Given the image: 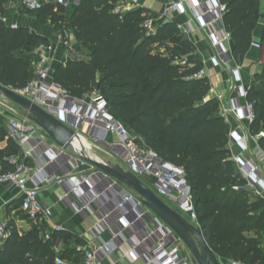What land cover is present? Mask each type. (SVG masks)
<instances>
[{"label": "trees", "instance_id": "1", "mask_svg": "<svg viewBox=\"0 0 264 264\" xmlns=\"http://www.w3.org/2000/svg\"><path fill=\"white\" fill-rule=\"evenodd\" d=\"M12 1L0 0V83L22 88L35 75L38 57L34 49L50 41L32 33L29 27L7 23L11 17L7 5ZM119 1L122 0H83L78 6L68 24L76 40L91 52L60 63L53 82L75 96L96 89L107 101L111 113L133 131L143 146L169 165L184 169L198 223L216 255L245 264H264L263 241L259 239L264 231V199L257 197L250 201L239 196L246 183L232 160L230 125L219 112V102L208 98L211 80L208 76L190 79L202 69L200 61L187 59L182 64L195 46L174 20L162 22L156 33H148L143 26L147 19L143 13L154 18L159 14L142 6L116 14L114 9ZM220 2L226 6L223 24L232 36V56L241 62L252 47L262 0ZM28 12L43 24L51 22L56 31L65 34L63 7L47 4L40 11ZM261 46L264 48V27ZM246 99L254 104L256 118L250 131L256 135L264 130L263 73L253 76ZM91 131L98 137L104 135L100 128ZM3 142L7 145L0 149V163L4 170H9L12 166L5 158L19 155L20 148L9 136L6 125L0 126V143ZM259 144L264 149V137ZM57 155L56 148H49L45 156ZM69 160L68 155L61 154L49 171L60 167L64 173H70ZM80 181L77 179L76 183ZM149 181L150 185L156 183L155 179ZM80 190L102 195L99 214L113 212L109 222L116 229L121 228L120 217L127 222L137 217L139 209L135 202L125 201L130 191L119 183L111 185L98 171ZM140 225L142 222H138L137 228ZM7 228L10 235L0 249V264H56L53 248L58 238H64L63 231H55L46 240L36 227L21 233L10 220ZM251 231L254 236L249 235ZM130 232L131 242L138 243L141 236ZM75 240L81 247L87 244L78 237ZM139 250L145 252L143 246ZM78 253L83 256L82 251ZM64 254L60 257L65 258Z\"/></svg>", "mask_w": 264, "mask_h": 264}, {"label": "built area", "instance_id": "2", "mask_svg": "<svg viewBox=\"0 0 264 264\" xmlns=\"http://www.w3.org/2000/svg\"><path fill=\"white\" fill-rule=\"evenodd\" d=\"M82 2L83 0H20L21 5L27 11H40L47 4L66 9L72 3L79 6ZM141 2L142 0L119 1L114 12L124 14L133 8L141 7ZM170 9L180 13L189 12L192 17V24L208 33V38L216 50L211 57L212 61L219 65H231L233 57L229 43L232 36L223 24L226 6L220 0H178L172 2ZM143 16L147 17L143 26L148 33H156L158 26L167 17L164 13L154 18L150 17L147 12H144ZM1 17L0 14V19ZM12 26L18 27L17 25ZM178 28L183 31L182 25L178 24ZM33 53L38 57L34 77L24 87L12 89L77 131L80 137L88 135L97 143L107 145L106 138L113 136L115 142L108 146V149L127 163L137 175L155 178L156 193L163 199L173 201L178 210L191 223L201 228L193 203L191 185L184 169L169 165L151 149H140L136 143L137 136L132 135L129 128L111 113L107 101L96 89L92 90L89 97L87 94L75 96L55 84L49 76L53 63L52 54L55 53L53 44L40 43ZM186 61L187 57L183 58L182 64H186ZM230 72L234 78L235 96L230 106L221 115L227 122H229V116L234 114L239 121H246L251 124L256 118L253 102L247 100L244 105L239 103V99L247 98L249 88L243 83L240 68L233 67ZM204 76H207L206 72L201 69L190 79ZM0 103L2 104L1 100ZM10 112L13 117L7 128L9 136L18 144L20 154L5 158L12 169L3 170L0 163V184L15 186L20 193L21 209L31 220L39 223L50 219L53 215L52 208L46 206L39 198L40 188L44 184L52 182H57L60 185L66 184L65 176L55 174L53 171L50 172L49 168L52 164H56L61 154L67 155V153L57 147L59 155L56 157L45 156L49 148H55L47 143L46 133L26 115L18 119L16 110L11 109ZM87 128H90L89 132ZM94 128H100L103 131V137L93 135L91 130ZM263 137L264 130L252 135L249 129L244 128L241 124L229 130V139L241 148L242 154H248L247 157H243L242 154H233V160L237 164L241 178L246 183L245 187L253 190L252 192L257 197L264 199V149L259 145V140ZM252 141L257 143L255 151H252L251 148ZM28 160L32 161V166L28 164ZM59 164L62 163L59 162ZM67 174L70 175L71 172ZM90 177L81 178L79 183L71 181L66 187V197L71 199L76 212L83 214L90 206H96L98 210L100 227L95 229V233L101 243L78 248L84 255L82 264H101L102 257L108 258L109 253L120 249L123 250L124 256L129 260L144 257L146 264H193V257L181 238L162 220L145 209L140 199L131 191L126 196L125 201L135 202L136 208L139 209L136 219L127 222L123 217H120L118 222L121 228L116 229L114 240L108 244L104 242L101 238L102 225L114 226L109 222L113 212L99 214L103 207L101 204L102 195L100 193L90 195L80 190L81 185ZM104 177L110 181L111 185L118 183L108 176ZM30 179H36L33 186L29 185ZM189 211H192L191 216L187 214ZM138 222H142V225L137 228ZM55 231L60 232L62 228L56 226ZM130 231L141 236L138 243L131 242ZM9 235L10 230L7 228V223H0V238L4 239ZM44 238L50 239L51 233L47 232ZM62 246L63 240L58 238L54 249L59 251ZM140 246L145 248V252L139 250ZM262 246L264 248V244ZM55 262L56 264H75L60 256L56 257ZM220 263L245 264L233 259H226Z\"/></svg>", "mask_w": 264, "mask_h": 264}, {"label": "crops", "instance_id": "3", "mask_svg": "<svg viewBox=\"0 0 264 264\" xmlns=\"http://www.w3.org/2000/svg\"><path fill=\"white\" fill-rule=\"evenodd\" d=\"M176 1L178 0H166L165 2H160L158 0H142L141 6L155 11L158 14L166 13V19L174 20L177 22V24L183 26L182 32L185 34L186 38L195 46L194 52H192L187 57V59L198 60L201 62L202 69L205 70L206 75L210 78L212 83V89L209 92L208 98L216 99L219 102V112L220 114H222L224 110L230 106V103L235 96L234 78L230 72L231 68H240V75L242 77L243 83L248 88L250 87L253 76L255 74H264V48L261 46V34L264 27V1L262 0L259 22L253 34V44L250 51L241 62H236L233 58L230 66L219 65L212 61L211 57L215 54L216 50L212 46L211 41L208 38V33L192 24V17L189 12L180 13L176 10L170 9V5L172 4V2ZM77 8L78 6L72 3L68 8L65 9V23L68 24L70 22ZM7 23L11 26L17 25L29 27L32 33L47 37L50 43L55 47V53L52 54V68H56L60 63H65L69 59L80 58L91 52L90 48L83 47V45L76 40L75 33L72 28H70L69 34L66 35V37H63V33L59 31L56 32L55 29L49 26V23L43 24L39 22L36 17L29 14H26L25 17L20 14H11V17L7 19ZM229 46L232 56V48L234 46L232 40L230 41ZM91 92L92 91L87 93V97L91 95ZM246 101L247 99L244 98L239 99V103L241 105H244ZM24 115L25 113L20 115V113L18 112L17 118H22ZM8 124L9 122L4 124L2 123L0 124V126L6 125L7 127ZM228 124L230 125V129H234L238 124H241L244 128H248L250 131V123L246 121H239L234 114H231L229 116ZM46 137L47 143L49 145H52L55 148L58 147L56 144H54V142L49 138L48 135H46ZM77 140L78 138L74 141V148L76 151ZM105 142L107 143V145H102L104 146V149L98 146V155H100L101 159H99V157H97V159L103 161H112L114 164L119 163L125 169L129 170L130 166L127 163L123 162L110 149H108V146L115 142V138L113 136H108ZM6 145V142L0 143V149L5 148ZM229 147L232 151V154H242V150L239 146H237V144L229 143ZM251 148L252 151H255L257 149V143L252 141ZM145 149L147 148L145 147ZM99 152H101V154ZM247 155V153L242 154L243 157H247ZM69 157L71 158V156ZM27 162L30 166H32L31 160H28ZM81 165H78V167H81ZM49 170H51V168H49ZM52 171L55 174L65 176L64 178L67 180L65 185H60L57 182H52L50 184H44L40 188L39 198L46 206L52 208V217L39 223L34 222L30 218L24 217L22 215V212L24 211L21 209L19 190L15 186L0 184V223H8L10 220H13L21 233H25L36 227L39 229L43 238L47 232L51 234L55 233V227L60 226L65 234L64 238L62 239L63 246L59 251H56L54 248L53 250L56 252L57 256H60L61 253L65 252V258H63L65 260L71 261L75 264H82L84 261V255L82 256L81 253H78L80 251L78 250V248L81 246H79V243L75 240V238L78 237L86 241V246H88L89 244L99 245L101 243V241L96 236L97 234L95 233V229L98 226L100 227L98 210L96 206H90L83 214L76 212L72 205L71 199L66 197V187L70 184L71 181L76 183L77 179L89 178L90 176L94 177L96 176L97 172L85 177L79 176L77 172H74L73 169L71 170L70 175L66 173L64 174L61 169H55ZM34 180L36 179L29 180L30 186H33L35 184ZM152 185L154 187V183ZM17 205H19L20 207H16ZM115 226L108 227L106 225H102L103 229L101 231V238L107 244L111 243L114 240L116 233V228H114ZM4 245L5 238H0V249H2ZM123 253L124 252L122 249L114 250L109 253L108 258H101V264H146V260L144 257H137L133 258V260H129L124 256Z\"/></svg>", "mask_w": 264, "mask_h": 264}, {"label": "water", "instance_id": "4", "mask_svg": "<svg viewBox=\"0 0 264 264\" xmlns=\"http://www.w3.org/2000/svg\"><path fill=\"white\" fill-rule=\"evenodd\" d=\"M169 21V19H166L164 23ZM55 71L56 68L50 70L49 76L51 79L54 78ZM0 97H5L21 107L25 111L26 117L39 126L59 148L65 151L70 149L80 159L78 165L82 164L81 160L85 161L95 167L99 173L133 191L145 209L162 220L181 238L193 257V264H221L202 229L191 223L179 210L169 205L133 170L125 169L119 163L114 164L112 161L93 159L78 153L74 149V141L80 137L77 131L30 99L1 83ZM187 214L191 216L192 211Z\"/></svg>", "mask_w": 264, "mask_h": 264}, {"label": "rangeland", "instance_id": "5", "mask_svg": "<svg viewBox=\"0 0 264 264\" xmlns=\"http://www.w3.org/2000/svg\"><path fill=\"white\" fill-rule=\"evenodd\" d=\"M7 12L9 14H20L24 17L26 16V14H29V12L21 5L20 0H13L10 4H8L7 5ZM65 24H67V23H65ZM49 26H51L54 29V25L51 22H49ZM69 32H70V26H69V24H67V26H65V34L63 35V37L64 36L66 37V35H68ZM63 41H64V38H63ZM0 100L2 102V104L0 103V124L10 122V120L13 117L12 116L13 114L10 112L11 109L16 110L17 112L20 113V115L25 113V111L21 107L14 104L9 99H7L5 97H0ZM130 132L132 133V135L136 136L131 129H130ZM136 143L140 149L146 150L145 147H143L141 141H139L138 137H137ZM229 143H233V142L229 139ZM98 146L101 147L102 149H104V146L97 143L94 139H92L91 137H89L87 135H84V137L78 138V140L76 141V149H77L78 153L85 155V156H88V157H91L93 159H97V157H99V159H101L100 155H98V151H99ZM66 152L69 156H71L70 161L68 162L70 167L74 170V172H77V174L79 176H85L86 177V176H89V175L97 172V169L95 167H93L89 163L82 161V160H81V162H82L81 167H78V161L80 159L77 156H75L70 149ZM99 153L101 154V152H99ZM232 160H233V154H232ZM234 163L236 165V169L240 173L235 161H234ZM141 178L148 186H150L154 191H156L155 187H153V185H150V181H149L150 179L153 180L155 178H153V177H141ZM240 190H241V193L239 194V196H246L248 198V200H250V201L257 199L256 195L252 192L253 190H251L250 188L243 187ZM240 190H238V191H240ZM131 193H133L135 196H137L133 191H131ZM164 200L169 205H171L172 207H174L178 210L177 206L174 204L173 201L166 200V199H164ZM151 214L153 215L152 212H151ZM22 215L26 218H29L25 212H22ZM249 235L254 236L255 233L253 231H251V232H249ZM259 239L262 240L263 244H264V231H263V229H262L261 234L259 235ZM207 240H209L208 237H207ZM217 256H218L220 262L227 259V258L220 256V255H217Z\"/></svg>", "mask_w": 264, "mask_h": 264}, {"label": "bare ground", "instance_id": "6", "mask_svg": "<svg viewBox=\"0 0 264 264\" xmlns=\"http://www.w3.org/2000/svg\"><path fill=\"white\" fill-rule=\"evenodd\" d=\"M75 149V148H74Z\"/></svg>", "mask_w": 264, "mask_h": 264}]
</instances>
